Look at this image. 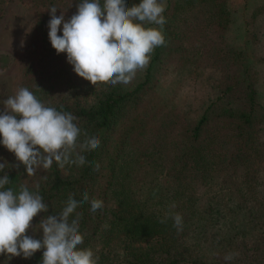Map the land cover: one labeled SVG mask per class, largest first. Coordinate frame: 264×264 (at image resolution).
<instances>
[{"label": "trees", "instance_id": "obj_1", "mask_svg": "<svg viewBox=\"0 0 264 264\" xmlns=\"http://www.w3.org/2000/svg\"><path fill=\"white\" fill-rule=\"evenodd\" d=\"M27 1L33 24L21 88L45 106L73 114L78 127L101 141L83 153V166L61 169L54 161L33 176L0 144V177L7 173L10 181L5 188L18 194L21 185L33 192L39 185L49 205L33 227L59 213L70 193L80 200L86 192L104 206L95 213L88 203L76 210L84 237L78 247L92 249L98 264H264V108L257 69L228 40L229 0H166V23L157 25L166 44L126 85H92L52 47L48 9L57 7L56 15L69 20L81 0ZM126 2L131 7L140 0ZM260 12L264 2L251 15ZM11 60L0 52V70ZM201 69L211 71L209 90L181 113L177 96ZM170 212L182 216V231L170 217L160 223ZM26 235L42 239L43 232L29 228ZM43 251L30 259L0 254V264H40ZM229 253L234 258L226 261Z\"/></svg>", "mask_w": 264, "mask_h": 264}, {"label": "clouds", "instance_id": "obj_2", "mask_svg": "<svg viewBox=\"0 0 264 264\" xmlns=\"http://www.w3.org/2000/svg\"><path fill=\"white\" fill-rule=\"evenodd\" d=\"M48 10L52 47L58 55L66 53L73 71L92 85L130 83L138 70L148 66L153 50L166 44L160 30L166 23L162 15L165 6L158 0H140L131 7L126 0H103V4L101 0H81L69 20L63 13L57 16L55 6ZM145 23L160 28H145ZM61 25L62 35H58ZM3 104L0 144L15 154L28 176L36 175L39 169L49 170L54 161L61 169L65 165L83 166L87 163L83 153L101 144L99 138L89 137L74 123L77 118L73 114L45 106L28 88L18 89ZM81 136L82 142L78 139ZM4 169L5 163H0V171ZM9 182L7 173L0 177V254H7V260L20 256L30 259L44 249L40 264H98L92 249L78 247L84 237L79 231L82 213L76 210L88 203L95 213L103 208V201L90 200L86 192L77 200L70 193L59 213L44 216L33 227V218L49 210L39 194V185L35 192L21 185L14 194L11 188H5ZM168 217L177 231H182V216L170 212L160 223ZM29 228L42 230V239L26 235ZM234 255L229 253L224 259L231 261Z\"/></svg>", "mask_w": 264, "mask_h": 264}, {"label": "rangeland", "instance_id": "obj_3", "mask_svg": "<svg viewBox=\"0 0 264 264\" xmlns=\"http://www.w3.org/2000/svg\"><path fill=\"white\" fill-rule=\"evenodd\" d=\"M158 2L166 4V0ZM263 2L264 0H229L232 22L228 40L237 48L246 51L257 69L260 78L259 102L264 108V13L260 12L254 17L251 15L255 7ZM32 24L33 9L27 0H0V52L8 53L12 57L9 65L0 70V114L5 110L3 102L21 88L23 64ZM152 28L159 27L153 25ZM250 34L253 36L250 37ZM210 76L209 69H201L198 79L183 86L177 96L181 113H185L187 105L196 97L208 92ZM259 136L264 143V116L259 124ZM3 155V150L0 149V163Z\"/></svg>", "mask_w": 264, "mask_h": 264}]
</instances>
